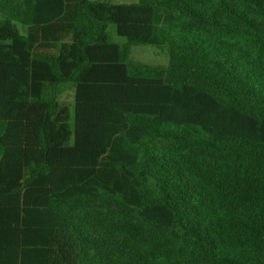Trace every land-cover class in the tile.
<instances>
[{
  "label": "trees",
  "instance_id": "obj_1",
  "mask_svg": "<svg viewBox=\"0 0 264 264\" xmlns=\"http://www.w3.org/2000/svg\"><path fill=\"white\" fill-rule=\"evenodd\" d=\"M0 17V264H264V0Z\"/></svg>",
  "mask_w": 264,
  "mask_h": 264
},
{
  "label": "rangeland",
  "instance_id": "obj_2",
  "mask_svg": "<svg viewBox=\"0 0 264 264\" xmlns=\"http://www.w3.org/2000/svg\"><path fill=\"white\" fill-rule=\"evenodd\" d=\"M100 1V0H92ZM117 4H130L135 3L138 0H111ZM1 18V17H0ZM109 33L113 36L116 41H125V39L117 36L115 25L109 26ZM130 60L133 62L142 63L149 66H161L166 67L169 62V53L166 46H150V45H134L131 47ZM73 88L66 86L61 94V100L70 103L73 100Z\"/></svg>",
  "mask_w": 264,
  "mask_h": 264
}]
</instances>
